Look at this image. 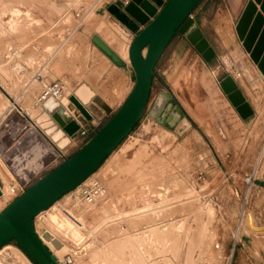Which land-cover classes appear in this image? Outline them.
I'll use <instances>...</instances> for the list:
<instances>
[{"label":"rangeland","instance_id":"rangeland-1","mask_svg":"<svg viewBox=\"0 0 264 264\" xmlns=\"http://www.w3.org/2000/svg\"><path fill=\"white\" fill-rule=\"evenodd\" d=\"M62 1L69 5L68 13L51 26L58 38L52 40L49 53L33 63V70L16 65L25 64L10 53L16 47L0 44V72L6 77L0 75V162L11 179L23 186V193L83 147L120 108L135 82L122 51L119 55L127 61L122 60L123 70L131 75L126 95L123 86L105 85L120 102L108 110L98 99L94 102L100 110L92 103L84 107L94 117L93 125H88V138L79 142L76 133L68 136L64 132L69 137L67 146L50 142L46 129L38 123L43 104L38 98L43 87L58 80L62 91L73 94L74 87L85 82V61L90 60L93 68L95 55L90 58L85 52L88 43L93 51V36L102 35L112 48L121 38L127 56L130 42L144 28L139 26V31L132 32L109 13V7L122 10L129 0ZM100 12L104 15H98ZM115 21L117 25L112 24ZM37 23L42 24L41 20ZM35 38L36 34V46ZM171 48L177 49V54L164 76L154 70L145 110L129 135L91 181L64 195L55 204L57 210L47 213H63L80 237L73 239L51 225L46 213L39 221L34 218L39 239L54 255L42 236L47 231L54 238L51 244H59L62 260L70 256L71 264H264V233L251 232L245 216L246 211L252 212L256 226L264 227V85L245 80L253 114L241 119L220 82L231 77L238 83L245 65L252 66V78H257L255 66L235 53L221 59L214 55L206 62L179 32L166 44L160 63ZM1 61L8 65L4 67ZM159 85L160 92L173 98L190 123L188 129L179 126L176 136L148 116ZM61 96L59 101L64 104L65 95ZM73 114L83 122L87 119L77 108ZM51 125L61 129L55 121ZM94 183L104 187L107 198L88 205L81 198L82 192ZM17 197H5L0 212ZM213 243H217L216 252L210 255ZM14 248L23 251L15 241L8 243L0 250V264H14L10 257Z\"/></svg>","mask_w":264,"mask_h":264},{"label":"water","instance_id":"water-1","mask_svg":"<svg viewBox=\"0 0 264 264\" xmlns=\"http://www.w3.org/2000/svg\"><path fill=\"white\" fill-rule=\"evenodd\" d=\"M200 1L129 0L122 10L116 6L108 8L109 13L130 31L137 32L139 26H144L131 41L128 51L135 76L134 86L110 120L83 147L0 212V249L15 241L36 264H58L35 234L34 218L97 171L129 135L145 110L154 66L176 32L184 34L206 62L214 57L213 50L190 18ZM257 5L260 13H257ZM236 32L244 50L264 74V0L248 2L237 23ZM92 42L114 63H120L119 58L99 38L93 37ZM220 87L242 119L252 114L231 77L223 79ZM71 101L89 120L87 111L74 98ZM148 116L174 132H178L179 122L185 129L190 127L179 107L174 105L173 98L165 92L157 94ZM59 126L68 136L79 130L75 121H65Z\"/></svg>","mask_w":264,"mask_h":264},{"label":"crops","instance_id":"crops-1","mask_svg":"<svg viewBox=\"0 0 264 264\" xmlns=\"http://www.w3.org/2000/svg\"><path fill=\"white\" fill-rule=\"evenodd\" d=\"M249 1L251 0H201L197 4V6L193 9L192 11L193 24L200 31L202 37L206 40L208 47H210L213 50L216 59H221V56L224 55L229 57L233 53H235L240 55L243 60L245 61L247 60V62L249 60L253 64L248 54L244 50L241 42L239 41L236 32L237 23ZM68 10H69V5H66L64 1L60 2V0H0V44L9 43L12 44L14 47H16L14 50L10 51V53H12V55L15 57H20V59L25 63V64H16L20 67V69L33 70L32 65L34 62L36 64V62L38 61V57L40 55H46L45 53H49L48 49L52 45V40L58 38V35L54 36V31L51 26L55 22H59L63 20L65 15L68 13ZM257 13H260L259 5H257ZM98 15L101 16L104 15V13L100 12L98 13ZM38 20H41L42 22L41 25H38L37 23ZM112 24L117 25V22L115 21ZM38 26L45 27L46 30L39 31ZM50 28L52 29L50 30ZM35 34L37 35V38H35V40H37L36 46L33 44ZM127 34L125 35L126 37ZM97 35L98 36H93V37L99 38L113 52V54H115L119 58L120 63L119 64L114 63L110 57H108L105 53H103L92 42L93 39L92 37L91 42L94 45L93 51L91 52V50L89 49V43H88L86 45L85 52L89 53L90 58H92L96 53V56L98 57L99 61L102 63L103 66H105L104 67L105 72L96 71V73L99 74L94 73L91 67L90 60L89 62L85 61V63L87 64L86 73L83 79L85 80V82L81 84H86L94 92L95 96L92 98L90 103L94 104L97 110H100L101 108L98 105H96V103L94 102L96 99H98L97 102L104 103L105 106L104 110H108V109H112V106L117 105V103H119L120 101H118V99L113 96L110 90L104 88L105 85L107 84L108 86L115 85L117 87L123 86V89L125 91L124 93L126 95V90L128 89L129 81L131 80V75L128 76L123 70L122 60L124 61L126 60L122 58L120 55H117L111 49V46L109 45V43H107L106 38H104L100 34ZM32 39L33 41H31ZM24 46H26V52L22 54V49H25ZM17 47L19 48L21 47V50H18ZM37 48L43 49L44 53H41L39 50H37ZM2 51H0V54L2 53ZM176 54H177V49L175 50L171 48L170 53L167 56H165V59H163L161 63L159 62L160 58H158L154 70L159 73L158 74L159 76L161 75L164 76V73L168 68V64L171 62L172 58L175 57ZM124 55L126 56L125 50H124ZM126 57L128 58V51ZM1 65L5 67L6 65H8V63H4L1 61ZM15 67L16 66H14V69H16ZM250 67H248V65L243 66L242 68L245 70V74L243 78H241V80L237 79L238 83H236L237 81L235 80V83L239 91L242 93L243 97L245 98L246 102H248L247 96L251 94L250 93L251 91L248 89L247 85L245 84L246 79L251 82L252 80L257 81L256 82L257 84L255 85L258 86L264 85V77L260 76L257 69L256 71L258 74L255 73L257 75V78L255 77L254 79L252 78L254 74ZM101 80L102 83L100 84L99 82ZM81 84H79L78 86H80ZM78 86L74 87V90H76ZM159 88L160 89L157 90V93L163 90L161 88V85H159ZM125 95H123V97ZM57 101L61 106L65 108V106L59 100ZM76 101L83 108L86 106V105H82L78 100ZM250 108L253 111V108L251 106ZM40 110L42 117L46 118L41 120L38 119V123L41 125L45 123V121H48L50 119V116L42 107L41 109H39V111ZM73 112L70 113L69 121H75L81 128L87 131L86 137H80L76 133V135L80 138L79 142H83L85 139L88 138L89 135L88 125L89 123L93 125L94 117L91 116L87 111L88 115L90 116V119L89 120L86 119V121L83 122L80 119L79 115L77 117L73 114ZM63 135L68 139V143H69V137H67L65 134ZM67 145L68 144H66V146Z\"/></svg>","mask_w":264,"mask_h":264},{"label":"bare ground","instance_id":"bare-ground-1","mask_svg":"<svg viewBox=\"0 0 264 264\" xmlns=\"http://www.w3.org/2000/svg\"><path fill=\"white\" fill-rule=\"evenodd\" d=\"M109 27V26H108ZM105 30V29H104ZM104 30H102V32L104 31ZM107 30H109V29H107ZM107 30H105V31H107ZM110 31V30H109ZM113 31V30H112ZM108 32V31H107ZM111 32V31H110ZM112 33V32H111ZM111 33H109V34H111ZM123 33H124V31H123ZM104 34H107L106 32H104ZM114 34V33H113ZM121 34V33H120ZM108 35V34H107ZM106 35V36H107ZM112 35V34H111ZM121 37H122V35H121ZM112 38V37H111ZM116 38V37H115ZM116 39H118V38H116ZM108 41V40H107ZM114 41H115V39H114ZM110 43V42H109ZM113 43V42H112ZM125 44V43H124ZM131 44V43H130ZM123 44H122V40H121V38L120 39H118V40H116V42H115V44H114V47L112 48L113 49V51L117 54V55H119V53L120 54H122L123 52H124V48H123ZM130 46V45H129ZM123 51V52H122ZM127 51H129V48H128V50ZM247 53V52H246ZM124 54V53H123ZM146 54V49H144L143 50V55H145ZM248 54V56H249V58H250V54L249 53H247ZM120 56H122V55H120ZM97 56H96V53H95V58H96ZM93 59V71H94V73H96V71L97 72H105V66H103L102 65V63L99 61H96V59ZM98 58V57H97ZM123 58V57H122ZM125 58H126V56H125ZM251 59V58H250ZM128 61H129V56H128ZM251 61H252V59H251ZM253 62V61H252ZM129 63H130V61H129ZM253 64L255 65V67H256V69H257V71H258V73L260 74V76L261 77H264V74H263V72L258 68V65L256 64V63H254L253 62ZM130 65V64H129ZM130 67H131V65H130ZM106 68H107V66H106ZM5 73H3V72H0V75H3L4 77L3 78H6L5 77V75H4ZM96 74H99V73H96ZM101 74V73H100ZM237 77H239V74L237 75ZM5 82V81H4ZM234 83H235V81H234ZM235 85H236V83H235ZM134 86V85H133ZM237 86V85H236ZM222 89V88H221ZM237 89H238V87H237ZM239 90V89H238ZM223 91V90H222ZM62 93L65 95V99H64V104H65V108L68 110H66L63 106H61L60 104H59V102L57 101V100H60L59 98H62ZM242 94V93H241ZM61 95H60V97L59 98H57V99H54V98H48V99H46L44 102H43V104H42V108L49 114V116H50V119L48 120V121H45V123H43V124H39L41 127H43V128H45L46 129V134H48L49 135V137H50V142L53 144H56V145H58L59 147H64L66 144H68V139L66 138V137H64V131H63V129L59 126V124H61V125H63L64 124V122L65 121H69V119H70V113L72 112V109H74V111H76V107H75V105L73 104V102L71 101V99L70 98H75L76 100H78L82 105H87V104H89L90 102H91V100H92V98L95 96V94H94V92L86 85V84H81L80 86H78L77 88H76V90H74V92H73V94H71L70 92H69V90H66L65 92L64 91H62L61 92ZM71 96V97H70ZM245 99V98H244ZM155 101V100H154ZM246 101V100H245ZM14 102V101H13ZM7 103H9V102H7ZM63 104V105H64ZM6 105V104H5ZM232 105V104H231ZM8 106V105H7ZM10 106H13V103H11L10 104ZM233 106V105H232ZM9 107V106H8ZM21 107H23V106H21ZM3 109H5V108H3ZM24 110V109H23ZM252 110V109H251ZM28 112V111H27ZM3 113V112H2ZM74 113V112H73ZM238 113V112H237ZM29 114V113H28ZM252 114H253V111H252ZM31 115H32V113H31ZM35 116V115H34ZM240 116V115H239ZM0 117H1V115H0ZM33 117V116H32ZM33 118H35V117H33ZM41 119H46L45 117H42V115H41V117H39V120H41ZM58 124V126L61 128V129H59V128H55V126L54 125H51V124H53V122L54 121ZM183 124L181 123V122H179L178 123V126H182ZM190 128V127H189ZM166 129L167 130H169L170 132H173V133H175L174 132V130H170V129H168L167 127H166ZM68 137V136H67ZM114 152V151H113ZM112 152V153H113ZM111 153V154H112ZM110 154V155H111ZM101 167L102 166H100L99 167V169L97 170V171H95L92 175H90L85 181H83L78 187H76L73 191H71V193H73V192H77V191H79L80 190V188H82L83 186H85V184H87L89 181H91V179L100 171V169H101ZM93 185V184H92ZM100 185V184H99ZM17 186H18V183L16 182H13V179H11V177L9 176V173L5 170V168L3 167V165L1 164V162H0V192H1V196H0V204H2V206H3V204H4V201L6 200V198L10 195V198L13 196L12 194H11V189L12 188H17ZM102 186V185H101ZM89 187V186H88ZM103 187V186H102ZM104 188V187H103ZM106 191V190H105ZM4 196H3V195ZM6 197V198H5ZM107 198V192H106V196L104 197V198H102V199H99V200H97V201H95L94 203H90V204H88V205H93V204H96V203H98V202H100V201H103V200H105ZM58 202V201H57ZM57 202H55L53 205H51L48 209H46V210H44V211H42L41 213H39L35 218H37V220L40 218V216L42 215V214H47L49 211H54L55 212V210H57L56 209V207H55V204L57 203ZM85 203V202H84ZM87 204V203H86ZM61 212V211H60ZM51 213V212H50ZM62 213V212H61ZM49 214V213H48ZM47 214V215H48ZM63 214V213H62ZM62 214H59V213H57V211H56V214L55 215H51V216H47V219L48 218H50V219H48V221L50 222V223H52L51 225H54L57 229H60V230H62V231H65L67 234H69L71 237H73V239L74 238H79L80 237V234L79 233H77L76 232V230H75V227H74V225H72V223H70V221L66 218V216L65 215H62ZM245 216H246V222H247V227H248V229L251 231V232H253L254 234H261V233H264V227H258V226H256V224H255V219H254V217L255 216H253V214H252V212H250V211H246V213H245ZM39 221V220H38ZM48 221H46L47 223H48ZM48 225V224H47ZM51 227V226H50ZM33 228H34V225H33ZM55 228V229H56ZM34 230H35V228H34ZM47 231H45V233H46ZM64 232V233H65ZM45 233H43V238L45 239V240H48L47 242L50 244V248L52 249V251L53 252H56V253H54V255L52 254V256L54 257V259L57 261V263L58 264H62V262H63V260L61 259V257H60V251H59V244H57L56 243V241H55V243H53V244H51V242H53L54 241V238L53 237H51L50 235H49V233L47 232L46 234ZM35 234L37 235V233H36V231H35ZM39 234V233H38ZM38 237V236H37ZM38 239H39V237H38ZM75 239V240H76ZM40 240V239H39ZM79 240V239H78ZM80 240H81V238H80ZM216 240V239H215ZM214 240V241H215ZM44 241V240H43ZM40 242L42 243V241L40 240ZM78 242V241H77ZM217 243H219V241L217 242ZM216 243V244H217ZM43 244V243H42ZM47 244V243H46ZM56 244V245H55ZM216 244L215 243H213L212 244V246L210 247V251H209V253H210V255L212 254V253H214V252H216ZM44 245V244H43ZM45 246V245H44ZM4 247H6V246H4ZM3 247V248H4ZM46 247V246H45ZM2 248V249H3ZM47 248V247H46ZM1 250V249H0ZM12 256H10V257H12L13 258V262H14V264L15 263H17V264H32L31 262H30V260L19 250V249H17V248H14L13 249V251H12ZM11 254V253H10Z\"/></svg>","mask_w":264,"mask_h":264},{"label":"built area","instance_id":"built-area-1","mask_svg":"<svg viewBox=\"0 0 264 264\" xmlns=\"http://www.w3.org/2000/svg\"><path fill=\"white\" fill-rule=\"evenodd\" d=\"M127 3V2H125ZM62 92V84L59 81H53L43 87L42 92L40 93V96L38 98L39 103H43L48 98H54L57 99L60 97ZM80 137H86L87 131L79 126V130L76 132ZM21 193H23V186L18 185L17 188L11 189V194L14 197L19 196ZM106 196L105 189L97 184L94 183L92 186L86 187L82 192V200L83 202L90 204L94 203L95 201L102 199ZM72 257L67 256L63 260L62 264H71Z\"/></svg>","mask_w":264,"mask_h":264},{"label":"trees","instance_id":"trees-1","mask_svg":"<svg viewBox=\"0 0 264 264\" xmlns=\"http://www.w3.org/2000/svg\"><path fill=\"white\" fill-rule=\"evenodd\" d=\"M134 127H135V125H134ZM134 127H133V128H134ZM22 252H23V251H22ZM29 260H30V259H29ZM30 261H31V260H30ZM31 262H32V261H31ZM32 263H33V262H32ZM33 264H34V263H33Z\"/></svg>","mask_w":264,"mask_h":264}]
</instances>
